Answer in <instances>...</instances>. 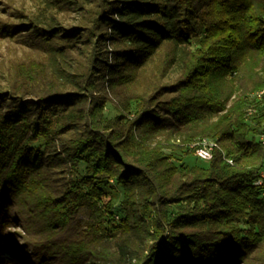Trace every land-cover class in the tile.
Segmentation results:
<instances>
[{
    "label": "trees",
    "instance_id": "16d2710c",
    "mask_svg": "<svg viewBox=\"0 0 264 264\" xmlns=\"http://www.w3.org/2000/svg\"><path fill=\"white\" fill-rule=\"evenodd\" d=\"M33 1L0 21V260L264 264V0Z\"/></svg>",
    "mask_w": 264,
    "mask_h": 264
},
{
    "label": "rangeland",
    "instance_id": "374dc122",
    "mask_svg": "<svg viewBox=\"0 0 264 264\" xmlns=\"http://www.w3.org/2000/svg\"><path fill=\"white\" fill-rule=\"evenodd\" d=\"M34 7V1L33 0H0V21H6V22H11L12 20V12H14V8L17 9H24V10H32ZM11 43V42H10ZM8 41L4 40V39H0V54L1 53H6V54H10L11 51H6V49L8 48L9 44ZM16 211H14L13 213H15ZM82 217H85L84 214H82ZM16 219V218H15ZM17 220V219H16ZM21 221L19 219V221L17 220L16 225H13L14 228L10 229V232H13L14 235L11 233L12 236L8 235V237L13 238V240H15V242H17L19 244L20 239L22 238L23 235H26L27 233L21 229ZM12 252H8L7 254H5L4 256L6 258H8V256L10 257L12 254ZM10 260L7 261H2L0 260V264H24L21 261H17L15 259H13V257H10Z\"/></svg>",
    "mask_w": 264,
    "mask_h": 264
},
{
    "label": "built area",
    "instance_id": "2783aa9c",
    "mask_svg": "<svg viewBox=\"0 0 264 264\" xmlns=\"http://www.w3.org/2000/svg\"><path fill=\"white\" fill-rule=\"evenodd\" d=\"M263 93V90H260V91H256V92H253V96H255V97H260V95ZM260 140H261V144H262V146H263V150H264V136H261L260 137ZM202 144H203V148H201V149H197L196 150V154L198 155V156H200L201 158H203V159H209L210 158V149L212 148V146H214L215 144H213L212 142H208V141H206V140H203L202 141ZM228 161V163H232L231 162V160H227ZM257 183H259V182H257Z\"/></svg>",
    "mask_w": 264,
    "mask_h": 264
}]
</instances>
